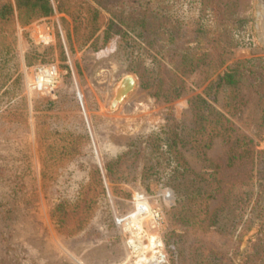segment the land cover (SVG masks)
Listing matches in <instances>:
<instances>
[{"label":"rangeland","instance_id":"obj_1","mask_svg":"<svg viewBox=\"0 0 264 264\" xmlns=\"http://www.w3.org/2000/svg\"><path fill=\"white\" fill-rule=\"evenodd\" d=\"M99 1L120 9L122 0ZM161 1L150 5L184 35L176 46L163 31L154 39L105 31L111 17L98 1L59 10L51 0L52 13L31 16L0 0L8 12L0 18V264H145L154 251L156 264H264L262 221L246 202L249 185L256 192L261 183L251 179L256 157L229 167L222 138L208 149L187 142L193 101L217 79L210 60L220 55L224 67L257 74L221 87L210 104L234 137L264 152V103L252 88L259 75L264 89V0ZM94 10L104 26L87 41ZM195 22L207 35L199 52L210 58L184 74L181 95H167L170 53L192 41ZM40 66L56 67L48 90L33 83ZM126 76L135 88L112 109ZM140 195L152 214L138 218L137 234L130 216Z\"/></svg>","mask_w":264,"mask_h":264},{"label":"trees","instance_id":"obj_2","mask_svg":"<svg viewBox=\"0 0 264 264\" xmlns=\"http://www.w3.org/2000/svg\"><path fill=\"white\" fill-rule=\"evenodd\" d=\"M57 4L59 10H64L67 2L72 0H54ZM98 1V4L105 9L110 17L111 21L105 31L114 30L115 32H121L123 29L134 33L136 36H144L146 39H154L155 35L159 31L167 33V41L177 45L178 41L183 38L184 35H180L175 32V24L172 21V17L169 15H164L161 18H158L157 13H155L154 5L150 4H163L161 0H122L120 2V9L117 6L109 7L107 4L103 5L101 1ZM18 8L30 12L31 16H46L52 13L53 5L51 0H15ZM84 2V1H83ZM86 3V2H84ZM79 6H82L83 3H77ZM125 5H131V10H124ZM69 7H71L69 5ZM88 7V6H87ZM7 5H4L0 8V18L6 17L8 12L6 11ZM10 12V8L8 7ZM78 18L81 19L79 10H76ZM101 16L98 10H94L93 15L88 16L89 21L92 25L86 28L84 33V38H87V41L92 39L95 34L104 26V20H97V16ZM99 17V18H100ZM101 21V22H100ZM179 24L183 22L177 20ZM195 37L192 38V41H185L180 45V49H175L171 55V60L175 62V71L172 75L168 76L167 90L166 94L177 97L181 95V92L184 88V80L182 79L184 74L196 71L202 64H205L209 54L200 53L199 44L204 37H206V31L203 27L195 22ZM189 42L188 45L183 46L184 43ZM192 44V46L190 45ZM182 46V47H181ZM176 48V47H175ZM213 55V54H212ZM212 57V56H211ZM210 63H213V67L217 65L219 74L217 79L212 82L208 90H206L205 97L197 96L193 101V110H195L196 116V130L194 128V134H190V138L187 140L188 143L197 144L204 149H208L211 146L212 140L216 137L222 138L228 146V159L227 166L232 167L239 161H245L254 159L256 160V169L255 176L251 179L260 181V186L256 192L252 189V185H249V188L246 192V202L248 206L252 205L250 210V215L252 217H258L262 221V228L264 231V152L257 151L254 149V145L250 139H239L234 137V127L223 115L221 112L216 111L210 104L209 99L215 100L216 94L221 87L232 86L236 87L241 82L246 80L245 76L247 74H257V72H244L240 68H230L224 67L223 61H221L220 55H213V59L210 60ZM259 75L254 76L255 82L252 85L253 90L256 92L259 98L262 99L264 103V89L260 85ZM152 85H155L158 89H162V84L153 82ZM261 122L259 127L264 131V108L262 110ZM185 140V139H184ZM176 141L173 140L172 143ZM194 142V143H193ZM250 179V180H251ZM203 188L200 186L195 191L198 194L196 197L202 199ZM218 190V189H217ZM216 191V190H213ZM231 192L228 193L226 199L229 201ZM233 203L232 207H234ZM257 209L258 212H255ZM235 212H239L235 210ZM264 245V243H262Z\"/></svg>","mask_w":264,"mask_h":264},{"label":"built area","instance_id":"obj_3","mask_svg":"<svg viewBox=\"0 0 264 264\" xmlns=\"http://www.w3.org/2000/svg\"><path fill=\"white\" fill-rule=\"evenodd\" d=\"M37 35L39 39L44 42L50 39L49 33L45 31L43 28H38ZM56 78H57V70L55 66H40L35 70L33 83L39 89L48 90L54 84ZM38 83H41V85H43L42 86L43 88L38 87L39 86ZM138 199L139 200H137V203L140 202L141 204L147 206V204L142 201L143 196L140 195ZM133 215H131L130 218L131 220H133L134 223H136L134 226L135 233L140 234L141 229L137 226L138 225L137 220L138 218L146 217V211L142 206L140 208H138L137 206V213H135L136 219H133L132 217ZM126 219H124L123 221H125Z\"/></svg>","mask_w":264,"mask_h":264},{"label":"water","instance_id":"obj_4","mask_svg":"<svg viewBox=\"0 0 264 264\" xmlns=\"http://www.w3.org/2000/svg\"><path fill=\"white\" fill-rule=\"evenodd\" d=\"M136 85V80L132 76L124 77L116 88L115 95L111 102V108L118 107L124 99L133 91Z\"/></svg>","mask_w":264,"mask_h":264},{"label":"bare ground","instance_id":"obj_5","mask_svg":"<svg viewBox=\"0 0 264 264\" xmlns=\"http://www.w3.org/2000/svg\"><path fill=\"white\" fill-rule=\"evenodd\" d=\"M38 87H40V88H43L42 86L43 85H41V83H38ZM137 206H138V208H140L141 206L144 208V210L146 211V216L148 217V216H150L152 213H151V211H150V209H148V207L146 206V205H143V204H141L140 202H138L137 203ZM133 219H136V215L134 214L133 216ZM150 243L152 244V245H155V240L152 238V239H150ZM129 244H130V246L132 247H134L135 245H134V242L131 240L130 242H129ZM157 252L158 251H154L153 252V255L151 256V258L150 259H148V261H147V259H144L145 261H147L145 264H156L159 260H158V256H157ZM143 259V258H142ZM138 264H143V260H140L139 262H138Z\"/></svg>","mask_w":264,"mask_h":264}]
</instances>
